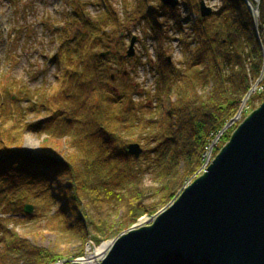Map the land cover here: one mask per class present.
Masks as SVG:
<instances>
[{
    "label": "trees",
    "instance_id": "16d2710c",
    "mask_svg": "<svg viewBox=\"0 0 264 264\" xmlns=\"http://www.w3.org/2000/svg\"><path fill=\"white\" fill-rule=\"evenodd\" d=\"M181 1L184 9L198 14L190 23L193 26L186 28L191 32L179 41L184 54L181 66L165 59V68H158L154 94L138 104L133 99L141 95L138 86L125 81L120 92L111 90L112 76L106 66L111 55L100 54L114 42L108 28L120 26L112 8L105 4L107 14L95 22L86 4L71 1V20L86 29L65 28L55 58L61 70L52 89L56 93L35 97L38 106L32 109L49 113L43 125L31 126L44 136L38 156L21 152L23 130L10 140L0 128V264L61 261L59 253L40 248L28 235L17 232L25 222L45 224L56 235L85 243L90 226L105 236L111 231L116 211H122L126 227L145 214L154 215L199 172L206 148L261 78L264 0H259L258 24L244 0H221L209 18L199 15L201 0ZM162 8L181 31L187 20L178 15L180 8ZM160 51L158 56L164 58L162 45ZM251 98L264 102V79ZM0 108H5L1 97ZM232 133L231 129L224 132L214 156ZM133 143L143 147L138 160L127 152ZM145 169L153 170L157 179L154 193L159 199L151 204L144 203L141 190ZM26 205L35 214L25 215ZM14 215L24 219H13Z\"/></svg>",
    "mask_w": 264,
    "mask_h": 264
},
{
    "label": "rangeland",
    "instance_id": "374dc122",
    "mask_svg": "<svg viewBox=\"0 0 264 264\" xmlns=\"http://www.w3.org/2000/svg\"><path fill=\"white\" fill-rule=\"evenodd\" d=\"M71 1L78 2L82 6L86 4L88 16L95 22L100 21L101 17L108 12L103 6L104 0H0V97L5 106L4 110L0 108V128L4 137L10 140L17 138V135H22L21 130H23L24 141L21 152L29 157L38 156L41 138L44 137H41L40 132L31 126L34 124L43 125L49 116V113L45 111L39 113V107L32 109V105L38 106L35 97H40L49 91L51 94L56 93L52 89L57 85L61 70L55 58L65 37L64 30L66 27L72 32L86 29L81 22L78 21L74 25L71 20L74 12ZM244 1L248 5L247 0ZM248 1L255 8L248 5L250 12L252 11L253 15L257 17L258 22L260 1ZM180 2L182 1L180 0ZM204 2L213 11H217L222 5L221 0H204ZM106 3L112 8L120 23V26L117 24L113 28L110 27L111 29L108 28L114 42L110 48L104 49L100 53L101 56L105 54V58L111 55L110 61L106 62L112 76L111 90L120 92L124 89L125 81L138 86L141 95L133 98L134 102L138 104L140 100L145 101L149 93L154 94L159 77L158 68H165V59H168L172 65L181 66L184 54L179 41L185 32H191L186 28L193 26L190 23L198 14L194 10L184 9L182 5L177 7L180 8L178 15L187 20L183 24V29L178 31L174 27V19L167 15L160 0H106ZM198 7L201 17L200 4ZM256 29L260 39L259 29L257 27ZM67 36L71 39L73 35L68 34ZM133 37L137 38L134 45V56L128 58L127 54L130 51ZM161 45L164 58L158 56L161 52ZM263 79L264 73L262 72L261 78L247 93L233 117L237 121L229 128L232 131L236 130L248 116L264 103L263 98H251ZM255 87L256 90L253 91ZM250 92H252L251 96L247 97ZM35 101H37L36 104H34ZM229 124L230 122L227 125ZM15 126L17 127L15 128ZM19 131L21 132L18 133ZM62 151L66 157L70 155L67 148H63ZM81 169L82 167H80ZM207 169L186 180L175 197L155 213L156 215L145 214L135 224L126 227L122 211H116L113 213L114 227L111 231L105 236L102 234V230L90 226L85 243L76 238V240H70L69 235H56L45 228V224L25 222L16 230L24 236L28 235L27 239L38 247L51 249L56 254L59 253L62 256L59 264H72L78 259H86L93 255L95 250L104 243L115 241L130 231L152 225L153 221L151 220L171 207L188 187V183L192 184ZM154 174L153 170H146L142 174L141 190L145 196V204H151L159 199L154 193V188L157 186ZM94 184L96 185V182ZM84 209L89 213L88 215L91 214L89 209ZM32 214H35L34 209ZM11 217L16 220L24 219L23 215ZM144 217L151 218V220L144 226L136 227Z\"/></svg>",
    "mask_w": 264,
    "mask_h": 264
},
{
    "label": "water",
    "instance_id": "95a60500",
    "mask_svg": "<svg viewBox=\"0 0 264 264\" xmlns=\"http://www.w3.org/2000/svg\"><path fill=\"white\" fill-rule=\"evenodd\" d=\"M160 2L171 9L180 4ZM200 14H213L204 0ZM136 42L133 37L128 58ZM127 152L138 160L143 148L133 143ZM24 212L32 214V206ZM101 264H264V103L171 207L152 225L116 239Z\"/></svg>",
    "mask_w": 264,
    "mask_h": 264
},
{
    "label": "bare ground",
    "instance_id": "6f19581e",
    "mask_svg": "<svg viewBox=\"0 0 264 264\" xmlns=\"http://www.w3.org/2000/svg\"><path fill=\"white\" fill-rule=\"evenodd\" d=\"M255 13V12H254ZM256 90V87L253 88V91ZM249 117V116H248ZM247 119V118H246ZM245 119V120H246ZM244 120V121H245ZM237 121V120H235ZM243 121V122H244ZM242 122V123H243ZM241 123V124H242ZM240 124V125H241ZM239 125V126H240ZM239 126L237 127V129L239 128ZM236 129V130H237ZM236 130L233 131L232 135L234 134V132H236ZM231 135V137H232ZM215 157V156H214ZM216 158V157H215ZM215 160V159H214ZM213 160V161H214ZM204 164V163H203ZM210 167V166H209ZM156 215V214H155ZM158 215V214H157ZM157 219V217H154L152 220L151 218H148V217H144L142 218L138 224L136 225V227H140V226H144L146 225L150 220L153 221V223L155 222V220ZM114 245V241H111V242H107V243H104L101 247L97 248L95 250V253L93 255H90L88 258L86 259H78L77 262L78 263H81V264H101L102 260L105 258V256L108 254V252L111 250V248L113 247Z\"/></svg>",
    "mask_w": 264,
    "mask_h": 264
},
{
    "label": "built area",
    "instance_id": "2783aa9c",
    "mask_svg": "<svg viewBox=\"0 0 264 264\" xmlns=\"http://www.w3.org/2000/svg\"><path fill=\"white\" fill-rule=\"evenodd\" d=\"M223 136V132H219L218 134L215 135L213 141L209 144V146L206 148V153L204 154V164L200 168L199 172L200 173L202 170H206L207 167L212 163L214 156H213V151L215 146L218 144L220 138ZM213 158V159H212ZM195 177V176H194ZM191 184L188 183V186Z\"/></svg>",
    "mask_w": 264,
    "mask_h": 264
}]
</instances>
